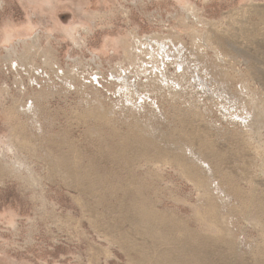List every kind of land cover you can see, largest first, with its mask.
Here are the masks:
<instances>
[{"label": "rangeland", "instance_id": "374dc122", "mask_svg": "<svg viewBox=\"0 0 264 264\" xmlns=\"http://www.w3.org/2000/svg\"><path fill=\"white\" fill-rule=\"evenodd\" d=\"M256 106L264 0H0V264H264Z\"/></svg>", "mask_w": 264, "mask_h": 264}, {"label": "bare ground", "instance_id": "6f19581e", "mask_svg": "<svg viewBox=\"0 0 264 264\" xmlns=\"http://www.w3.org/2000/svg\"><path fill=\"white\" fill-rule=\"evenodd\" d=\"M188 9V8H187ZM191 11V10H190ZM76 27H72L71 29H70V35H71V37H73L74 38V40L76 41V43H78V42H80V37L78 36L77 37V35H76ZM16 32H19L20 34H23L24 32H23V30L22 31H18V30H16V31H14V32H12V35H13V37H15L14 35L16 34ZM12 35L10 34V37H12ZM24 35V34H23ZM38 35H39V33H38ZM35 36V37H32V39H31V42H32V45H29V47L26 45L27 43H28V39L26 38V39H22V38H20V42H22L23 44H25V48L32 54V51L31 50H33V48L32 47H34V48H36V49H39L40 47H39V41H40V37L39 36ZM9 37V38H10ZM23 37V36H22ZM140 42V41H139ZM152 42V41H151ZM145 44V43H144ZM125 47H126V44H125ZM17 49V48H16ZM127 49V48H126ZM161 50V49H160ZM8 52H9V54H11L12 52L14 53V52H16V50H15V46L13 45L12 46V48L11 49H8ZM48 52V51H47ZM145 52V51H144ZM159 52V51H158ZM154 53V52H153ZM156 53V52H155ZM155 53H154V55H155ZM128 54V53H127ZM148 54V53H147ZM157 54V53H156ZM134 55V54H133ZM156 56V55H155ZM163 57V56H162ZM133 58V57H132ZM155 58V57H154ZM238 59V58H237ZM128 60V59H127ZM135 60V59H134ZM152 62V61H151ZM149 66V65H148ZM146 67V66H145ZM150 69V68H149ZM205 73V72H204ZM117 74V73H116ZM249 74V73H248ZM241 81V80H240ZM244 85V84H243ZM246 87V86H245ZM246 94V93H245ZM257 107V106H256ZM257 113L255 114V118H253V127L254 128H257V127H259V126H261L263 123H264V113L262 114V112L260 111V109L257 107ZM262 109V108H261ZM253 129V128H252ZM251 131V130H250ZM15 135H18V134H15ZM19 137V136H18ZM17 136H16V138H18ZM12 138H14V136L12 137L11 136V139H9L8 141H6V149H11V150H13V152L14 151H16V150H14V145H13V141H16V140H19V139H16L15 138V140L14 139H12ZM17 142V141H16ZM19 143H20V147L22 148V147H25L26 146V141H23V142H20V140H19ZM17 144V143H16ZM13 145V146H12ZM180 146V145H179ZM17 148V147H16ZM4 151H5V149H4ZM261 151V150H260ZM182 152V151H181ZM262 152V151H261ZM7 153V152H6ZM1 155V154H0ZM260 155V154H259ZM14 156H15V160H16V162L18 163V164H24L22 161H21V158H20V156L18 155V154H16V153H14ZM20 158V159H19ZM178 159H185V157H184V155L183 154H181V155H179L178 156ZM179 162V164L180 165H182V168L184 169L187 165H186V162L184 161H181V160H178ZM16 162H14V163H16ZM204 162V161H203ZM16 163V164H17ZM195 164H196V162H195ZM9 165V164H8ZM185 167H184V166ZM189 169H190V166L188 167ZM1 169H4L3 168V165H0V170ZM187 169V168H186ZM189 169H188V171H189ZM13 170H15L14 168H13ZM12 170V171H13ZM186 171V170H185ZM32 172V171H31ZM191 172H192V169H191ZM30 175V174H29ZM31 176H33V175H31ZM257 178V177H256ZM198 182L199 183H202L203 181H202V179L201 178H199L198 179ZM252 182V181H251ZM200 185V184H199ZM208 185V184H207ZM88 187V186H87ZM209 195V194H208ZM250 197V196H249ZM249 201V200H248ZM249 203V202H248ZM211 205V206H210ZM210 209H211V207H214L213 208V211H214V209L216 208L215 207V204L213 203V202H210ZM250 206H253L255 209H256V204L255 203H253V202H251V204H249ZM248 205V206H249ZM258 206L260 207V208H263V203H259L258 204ZM252 207V208H253ZM217 209V208H216ZM215 209V210H216ZM257 210V209H256ZM212 211V210H211ZM217 211V210H216ZM258 211L259 210H257V212L256 213H258ZM208 213H209V211H208ZM207 213V215L209 216V214ZM216 212H214V214H215ZM212 214V213H211ZM210 214V215H211ZM259 214V213H258ZM204 217V216H203ZM213 217V216H212ZM212 217H209V219H211ZM216 216H214V218H215ZM205 218V217H204ZM214 218H212V220H210V222L212 221H214L215 219ZM133 219V217L132 218H130V220H132ZM217 220V219H216ZM253 220H255V219H253ZM259 221V220H258ZM140 222H143V220H141V219H139V221H138V223H140ZM211 222V223H212ZM216 222V221H215ZM218 222V221H217ZM253 222V221H252ZM210 223V224H211ZM264 223V222H263ZM213 224V223H212ZM215 224V223H214ZM218 224V223H217ZM219 225V224H218ZM222 225V224H221ZM259 225V224H258ZM216 228H219V226L218 227H216ZM220 230H222L221 228H219ZM218 231V232H220V234H223V233H221V231ZM227 230H230V229H227ZM217 232V233H218ZM222 232H224V229L222 230ZM232 232V231H231ZM230 232V233H231ZM234 233V232H233ZM220 234L218 235V236H220ZM222 236V235H221ZM202 244H204V243H202ZM241 246V245H240ZM201 247V246H200ZM201 248H203V246L201 247ZM196 249H198V247H195V250ZM199 250V249H198ZM172 252H173V249L171 250ZM213 251V250H212ZM215 252V251H214ZM162 254H168V253H162ZM169 255H166L165 256V258H167ZM170 258H169V260H170V262L172 263V264H186V262L184 263L183 262V260L181 259V260H179V259H177V258H171V256H169ZM168 259V258H167ZM235 261V260H234ZM192 264H203V262H202V260H201V258L200 257H197V256H194V262L192 263Z\"/></svg>", "mask_w": 264, "mask_h": 264}]
</instances>
